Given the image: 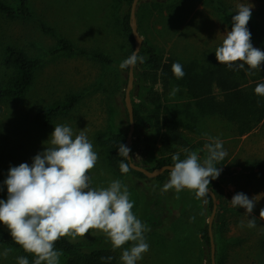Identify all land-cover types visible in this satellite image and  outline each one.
I'll return each instance as SVG.
<instances>
[{"label": "rangeland", "instance_id": "obj_1", "mask_svg": "<svg viewBox=\"0 0 264 264\" xmlns=\"http://www.w3.org/2000/svg\"><path fill=\"white\" fill-rule=\"evenodd\" d=\"M30 1L35 14L39 17L47 16L45 20L56 29L58 35L66 36L80 47L106 52L117 62L116 66L106 68L89 56L59 54L47 59L37 71L35 82L22 102L2 103L0 178L5 200L8 191L4 181L10 167L19 166L21 163L31 165L33 157L46 146H50L48 140L55 125L65 124L72 128L74 134L84 129L98 154L95 167L88 172L92 186L107 188L113 180H121L128 188L130 200L134 202L132 211L138 217L141 205H138L137 197L140 192L133 189L132 184L135 181L129 178L128 174L127 177L117 175L110 165L107 150L113 134L118 131L114 128L113 107L110 105L109 95L120 86L123 88L119 100L122 108H126L124 97L129 68L121 70L119 65L127 58L128 44L123 42L118 24L120 9H124V6H120L117 0ZM141 1L140 17L137 19L143 42L152 44L164 60L177 57L182 60L195 58L203 62L215 53L217 47L222 44L225 31H230L232 26V20L225 18L217 5H222L234 16L237 14L238 5L245 4L252 7L251 18L260 21V0ZM3 32L34 56H43L57 45L56 37L39 30L34 23L10 22L0 14V57ZM251 42L254 47L264 51V47L256 40L251 39ZM140 64L138 61L134 66L132 101L136 108L144 110L145 115L153 116L155 104L149 101L145 88L150 82L141 83L144 70ZM2 74L0 63V76ZM174 86L177 85L172 84L171 90ZM155 89L163 91L161 85H156ZM171 90L162 95L158 108L160 117L170 105L184 107L183 104L187 101L180 88L175 95L170 94ZM81 92L85 94L72 111L58 116L50 125H44V119L38 115L42 106L57 99H65L71 93ZM185 121L187 123L182 122V132L190 144L201 140L208 141L209 136L218 137L227 151L225 159L215 163V167L222 168L220 176L215 179V187L221 196L217 197L218 208L214 220L219 230V258L224 260V264H264V254L258 249V238L264 229V219L260 217V211L264 209V173L259 168H249L251 163H264V124L245 135L234 136L229 132L228 124L217 117L198 116L196 121L188 117ZM162 131L161 126L155 131L154 137L149 139L142 130H135L130 151L134 162L150 169L157 168V163L162 157ZM99 136H104V139ZM175 151L180 149L175 148ZM203 154H206L205 150ZM169 176L170 171L165 174L166 182ZM182 191L185 193H181ZM169 192L176 195L175 189H170ZM181 192L180 196L182 194L187 198L185 207L190 211L179 219L177 228L182 230H178L174 235L172 232L170 235L168 233L166 236L145 232L144 236L150 248L137 264H210V249H203L197 228L200 221L203 224L208 223L210 215H205L206 197L197 199L195 192L187 189ZM238 192L245 193L250 199H256L249 217L246 215V209L233 207L230 202ZM168 201L173 204V200ZM191 217H195V220L191 221ZM253 217L256 218V227L248 228L247 221ZM240 221H244V227H240ZM194 223L195 228L190 230ZM0 225L4 224L0 222ZM185 228L189 230L187 238L183 240L184 234L186 235ZM98 232L103 231L90 229L86 235L77 237H86ZM131 244L132 242H128L121 249H116L118 264H123L120 259L122 251ZM5 248L0 246V264H17V257L22 256V253L12 250L5 258L2 255ZM27 258L29 260L30 255ZM64 261L65 258L61 255L59 264H64Z\"/></svg>", "mask_w": 264, "mask_h": 264}, {"label": "trees", "instance_id": "obj_2", "mask_svg": "<svg viewBox=\"0 0 264 264\" xmlns=\"http://www.w3.org/2000/svg\"><path fill=\"white\" fill-rule=\"evenodd\" d=\"M214 1V0H211ZM121 7L118 17L120 34L123 42L127 43L126 57H129L135 48V42L130 26V6L132 0H117ZM258 15L260 21L250 19L247 27L251 32V39L256 40L264 47V0H260ZM140 1L137 8V18L140 17ZM218 10L225 18L232 20L233 15L222 5H217ZM0 14L4 19L15 21L32 22L44 33L51 34L57 38V45L43 56H34L30 54L25 47L15 42L14 39L6 36L3 32V47L0 57L3 74L0 76V107L2 103L13 101L22 102L30 89L32 88L37 71L43 66L44 62L59 54H80L89 56L101 62L106 68L116 66L115 59L108 53L80 47L71 39L63 35H58L56 29L48 24L45 17H39L35 14L30 0H0ZM140 56L144 57L141 67L144 75L141 77V83L150 82L145 85L149 95V101L155 104L153 116L144 114V110L134 106V115L136 131L142 130L146 138L154 137L155 131L162 126L163 131L160 134L162 157L157 163V167L165 164H173L172 157L179 155L180 159L186 157L185 149L197 151L201 160L206 154H203L204 144L209 142L201 140L190 144L182 132V122H186L190 117L196 121L198 116L217 117L228 125V130L232 135H245L259 125L264 124V96L255 94L257 84L264 83V65L260 69L249 70L245 65L244 69L236 70L227 65L219 64L215 53H212L203 62L198 59L182 60L177 57H169L164 60L157 52L156 48L144 41ZM174 62H179L183 66L185 75L182 79H177L172 71ZM177 85L181 94L186 98L184 107L170 105L164 111L162 117L159 116V105L162 95L171 90V85ZM156 85H161L163 91L155 89ZM123 87L112 91L109 95L110 105L113 107V124L117 129L107 146L109 162L117 175L128 176L135 181L132 185L138 194V205H141V211L138 218L150 229L147 233L160 235L176 234L180 218L190 211L185 207L187 199L180 192L176 195L168 191H162L166 183V177L163 173L156 178H148L142 172L136 171L129 165L127 157L118 155L117 145L123 143L126 145L127 130L129 128L128 112L122 108L119 96ZM85 93H71L65 99H57L49 104L42 106L39 110V116L44 119V125H50L60 116L68 114L79 103ZM146 109V107H144ZM194 110V111H193ZM126 121V122H125ZM187 123V122H186ZM102 140L104 136H99ZM127 146V145H126ZM175 148L180 151H175ZM121 161L129 165V171L122 173L120 169ZM249 168H259L264 173V163H251ZM128 174V175H127ZM211 179V178H210ZM209 187L212 188L217 197L221 198L220 193L215 187V180H211ZM181 193H185L182 191ZM149 196H148V195ZM205 215L209 216L213 201L210 195H206ZM142 198V200L140 199ZM173 200V204L168 199ZM0 199L5 200V192L0 178ZM181 200V201H180ZM182 202V203H181ZM181 204V206H180ZM183 204V206H182ZM203 216L201 217L202 220ZM200 243L203 249H210V236L208 232V223H197ZM195 228V223L191 229ZM187 238L188 228H185ZM180 232V231H179ZM214 240L216 243V264H224V260L219 258L218 236L216 223L213 225ZM170 237V236H169ZM0 246L11 248L13 251L21 252L22 256L30 255L29 264H33L34 255L27 253L24 249L15 243L12 239L7 226L0 225ZM55 249L61 250L65 258L64 264H118V254L113 250L112 244L104 232L93 233L86 237L70 236L61 237L55 243ZM258 249L264 254V229L258 238ZM102 257H112L111 260L101 259ZM211 264V257L209 258Z\"/></svg>", "mask_w": 264, "mask_h": 264}, {"label": "clouds", "instance_id": "obj_3", "mask_svg": "<svg viewBox=\"0 0 264 264\" xmlns=\"http://www.w3.org/2000/svg\"><path fill=\"white\" fill-rule=\"evenodd\" d=\"M236 13L232 17L231 30L225 31L222 44L215 51L216 58L219 64L236 70L244 69L245 65L250 71L260 69L264 65V51L253 46L247 27L252 7L240 4ZM144 59L136 49L119 67L121 70L134 67ZM172 71L177 79L185 75L179 62L173 63ZM178 91L179 86H174L170 94ZM254 91L264 96V83L257 84ZM208 141L204 144L203 160L197 151L188 149L184 150V159L178 154L172 157L173 167L162 191L187 189L194 191L197 199L209 193L211 180L217 179L222 172L215 163L223 161L227 151L218 137L209 136ZM48 142L50 146L36 154L31 165L21 163L10 167L4 181L8 196L6 200L0 199V222L7 226L12 239L25 252L34 255L33 264H59L63 253L55 249L56 241L65 236L75 239L86 235L90 229H98L106 234L113 250L132 242L130 247L123 249L120 259L123 264H137L149 251L144 233L150 229L133 213L134 202L130 200L127 186L119 179L113 180L107 188L92 186L88 172L95 167L98 154L84 129L74 134L70 126L57 124ZM117 147L118 155L129 157V147L123 143ZM120 169L127 173L129 165L121 161ZM230 202L233 207L246 209L249 217L256 199L238 192ZM260 217L264 219V209ZM190 220L194 221L195 217ZM244 226V221H240V227ZM247 227H256L255 217L248 219ZM11 251L5 248L2 255L6 258ZM101 259L111 260L112 257ZM17 264H29V260L18 256Z\"/></svg>", "mask_w": 264, "mask_h": 264}, {"label": "water", "instance_id": "obj_4", "mask_svg": "<svg viewBox=\"0 0 264 264\" xmlns=\"http://www.w3.org/2000/svg\"><path fill=\"white\" fill-rule=\"evenodd\" d=\"M140 1L141 0H132L131 6H130V26H131L132 35L135 41L134 50L139 49V52L143 45V37L139 31L138 19H137V8H138ZM134 80H135L134 67H129L128 82H127V86L125 89L124 101H125V106L128 112V119H129V130H128L127 137H126V145L130 149H131V142L133 139V135L136 130L134 104H133L132 95H131V91L134 87ZM127 158L129 160V165L131 168H133L136 171L142 172L148 178H156L159 175L165 173L166 171H170L171 168L173 167V164H165L155 169H150L146 166H143V165H140L134 162L131 157V152L129 153V157ZM208 188H209L208 195L212 197V201H213L212 211L208 218V232L210 236L211 264H216V243L214 240L213 225H214V220H215L216 213H217L218 201H217V195L215 191L209 186Z\"/></svg>", "mask_w": 264, "mask_h": 264}]
</instances>
